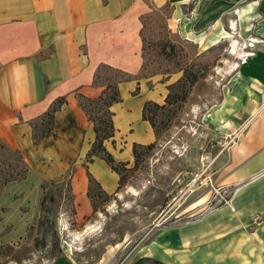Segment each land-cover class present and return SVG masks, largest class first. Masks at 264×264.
Returning <instances> with one entry per match:
<instances>
[{
    "label": "crops",
    "instance_id": "0c3cea01",
    "mask_svg": "<svg viewBox=\"0 0 264 264\" xmlns=\"http://www.w3.org/2000/svg\"><path fill=\"white\" fill-rule=\"evenodd\" d=\"M151 1L162 6L170 0ZM187 2L170 4L168 27L173 32L199 46L216 42L228 33L221 19L231 15L238 24L234 39H250L253 48L223 88L220 100L204 116L208 128L227 139L213 163L212 175L214 184L231 190L230 204L162 224L137 247L135 260L264 264V0H198L189 16L181 8ZM147 9L144 0H0V140L20 152L28 175L35 176L40 186L73 169L78 225L93 213L83 162L95 134L76 94L100 95L104 86L92 83L100 64L130 74L139 72V17ZM176 78L119 83L121 101L110 108L114 136L104 143L115 161L128 162L131 167L133 144L155 140L150 123L142 118L144 103H163L167 85ZM61 96L65 103L55 113L50 134L34 145L31 120ZM88 170L106 193L117 190L119 176L105 160L95 157ZM204 202L197 200L188 208ZM109 249L94 264H109L113 257ZM50 264L76 263L65 258Z\"/></svg>",
    "mask_w": 264,
    "mask_h": 264
},
{
    "label": "rangeland",
    "instance_id": "374dc122",
    "mask_svg": "<svg viewBox=\"0 0 264 264\" xmlns=\"http://www.w3.org/2000/svg\"><path fill=\"white\" fill-rule=\"evenodd\" d=\"M144 1L148 6L145 13L150 14L149 25L153 27L146 36L156 42L159 34L167 31L165 26L172 31L166 17L168 8ZM187 1L181 8L189 16L198 0ZM221 21L228 33H223L225 36L218 41H205L201 46L191 40L188 45L182 44L189 59L194 58L193 49L201 54L200 79L187 101L174 106L171 123L160 125L161 135L154 148L143 155L133 171L125 173L121 187L99 202L98 211L82 225L73 224L55 186L50 187V192L56 200L46 206L49 223H37L42 189L35 176L27 174L24 180L0 188V264H50L65 258L76 264H94L107 248L110 253L113 251L109 264H131L137 247L158 228L151 229L154 224L194 218L217 201L208 176L213 180V163L226 147L227 139L215 135L204 116L219 101L243 58L253 52L250 39H234L238 25L235 17L224 16ZM161 58L158 54L150 66L164 70L166 62ZM180 75L181 72L173 73L169 78ZM158 76L165 77L157 74L150 78ZM3 155L11 158L8 153ZM200 199L205 202L188 208ZM55 218L57 233L52 224Z\"/></svg>",
    "mask_w": 264,
    "mask_h": 264
},
{
    "label": "trees",
    "instance_id": "16d2710c",
    "mask_svg": "<svg viewBox=\"0 0 264 264\" xmlns=\"http://www.w3.org/2000/svg\"><path fill=\"white\" fill-rule=\"evenodd\" d=\"M175 0H170L164 5L168 9L167 18L171 17L173 8L170 4ZM149 13L142 14L139 19L141 22L140 37L142 41V65L138 73L130 74L125 71L113 68L109 65L100 64L93 76V85L104 86L100 95L96 98H88L81 94H76V99L79 107L84 111L87 119L92 123L93 131L95 134L94 140L90 149L86 153L83 166L86 169V176L88 179L87 196L90 199L93 213L98 211V203L105 198H110V194L106 193L100 183L92 176L88 170V163H91L95 157H99L110 166L119 176L118 188L125 181V173L133 171L142 160L144 154L149 153L157 144L161 132V126L171 123L175 116V105L187 101L194 85L200 79L198 75L199 67L202 64L201 54L193 49V59H189L188 53L183 47V43L189 44L187 39H182L176 32L170 31L167 26V31L161 32L156 42L148 40L146 31L153 30L149 25ZM186 40V41H185ZM153 51L156 54L153 55ZM158 54L162 56V61L166 62V68L160 70L157 65H151L152 60L158 58ZM206 66V65H202ZM181 72L180 77L172 83L167 85V94L163 103L159 104L154 101H146L142 109V118L147 120L154 132L155 140L149 144L142 145L134 143L132 147L133 165L128 167V162L115 161L112 154L107 151L105 141L114 136L113 125V112L110 110L114 103L120 102L121 97L119 94L118 85L124 81L139 80L164 74L160 81L165 82L169 79V75ZM149 88L152 87L151 81H147ZM138 88L135 89L133 94H137ZM220 100V99H219ZM65 103V97L61 96L56 98L49 106V108L31 120L32 127V143L38 145L41 140L50 134L53 128L54 116L57 110ZM161 125V126H160ZM4 153L11 155V158L5 159ZM0 188L12 181H22L26 178L29 167L17 150H11L0 140ZM73 169H69L67 173L60 179L55 181H43L41 183L42 196L40 199L39 207L40 213L37 219L39 225L49 223L47 213V204L56 200L55 196L51 194L50 187L55 186L61 192L65 209L73 224L75 223L74 215V194L71 187V176ZM56 219L52 220V224L56 229ZM88 219V218H87ZM166 264L154 258L143 257L135 260L132 264Z\"/></svg>",
    "mask_w": 264,
    "mask_h": 264
},
{
    "label": "built area",
    "instance_id": "2783aa9c",
    "mask_svg": "<svg viewBox=\"0 0 264 264\" xmlns=\"http://www.w3.org/2000/svg\"><path fill=\"white\" fill-rule=\"evenodd\" d=\"M248 55H250V53ZM208 179L210 181V184H211L212 188L214 189V192L218 195V199H217V201L214 204L209 205L206 208V210H204V212H206L208 210H211V209H213V208H215V207H217L218 205H221V204L229 205L230 204L229 196H230L231 190L227 189V188H224V187H221V186H218L216 184H213V180H212L210 175L208 176Z\"/></svg>",
    "mask_w": 264,
    "mask_h": 264
},
{
    "label": "water",
    "instance_id": "95a60500",
    "mask_svg": "<svg viewBox=\"0 0 264 264\" xmlns=\"http://www.w3.org/2000/svg\"><path fill=\"white\" fill-rule=\"evenodd\" d=\"M155 227H159V224H154L153 227H152L151 229H153V228H155Z\"/></svg>",
    "mask_w": 264,
    "mask_h": 264
}]
</instances>
